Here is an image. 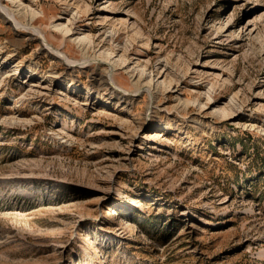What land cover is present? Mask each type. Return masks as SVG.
Returning <instances> with one entry per match:
<instances>
[{
	"label": "rangeland",
	"instance_id": "obj_1",
	"mask_svg": "<svg viewBox=\"0 0 264 264\" xmlns=\"http://www.w3.org/2000/svg\"><path fill=\"white\" fill-rule=\"evenodd\" d=\"M1 6L0 264H264V0Z\"/></svg>",
	"mask_w": 264,
	"mask_h": 264
},
{
	"label": "bare ground",
	"instance_id": "obj_2",
	"mask_svg": "<svg viewBox=\"0 0 264 264\" xmlns=\"http://www.w3.org/2000/svg\"><path fill=\"white\" fill-rule=\"evenodd\" d=\"M1 3H2V0H0V15H2V14L5 15L4 17L7 20V22H10L12 26L16 27V30L18 32H20V33L22 32V34L26 36L25 40H27V41H34V40L43 41V38L45 39V36L43 35V33L41 31L31 28L33 17H34V13L33 12H28L27 9L20 8L19 6H17L13 10H6L5 8H3L1 6ZM41 49H43L46 52H48L50 57H53V58H55L57 60H60V59L62 60V57H60V53H58V49H52V48L48 49V48H46L44 46H42ZM91 60H95V62L97 61L98 64H104V61L101 60L100 58H98V59L97 58L96 59H94V58L93 59L85 58L81 62L67 61V62H65V66H66L67 71L74 72L78 68H87V67L91 66L89 64ZM83 64H85V65H83ZM80 65H83V66H80ZM109 65H108V68H109ZM112 65L113 64H111V66ZM95 75H96L95 78H96L97 83H98L97 85H100V86L106 88L107 90H109L111 96L115 95L116 98H118V100L124 102L125 104H129L130 105V102H132V97L134 95H132V94L131 95H126V94H122V93L120 95V94L116 93V89H115L114 85L112 84L111 79L109 78V76H110L109 73H107L106 75L104 73L103 74H96L95 73ZM145 89L149 90V88H145ZM137 91H141L140 88L137 87L135 92H137Z\"/></svg>",
	"mask_w": 264,
	"mask_h": 264
}]
</instances>
